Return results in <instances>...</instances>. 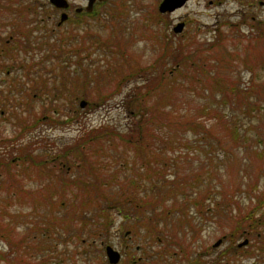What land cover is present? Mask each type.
<instances>
[{
    "label": "rangeland",
    "instance_id": "rangeland-1",
    "mask_svg": "<svg viewBox=\"0 0 264 264\" xmlns=\"http://www.w3.org/2000/svg\"><path fill=\"white\" fill-rule=\"evenodd\" d=\"M67 1L71 4L67 12L70 18L58 26L60 11L48 0H0V63L4 68L10 67L9 74L4 73L5 69L0 72V100L3 93L19 102H9L11 108L0 102V137L8 142L7 146L0 145V159L16 155L10 152L12 145L27 146L32 154L43 157L40 167L24 166L32 172L31 179L25 176L22 164H11L12 170H19L15 176L19 182L15 188L20 189L17 195L9 192L7 176H0V264H105V244L122 254L119 264H130L129 257L138 256L142 259L135 264H190L196 260L200 261L198 264H207L220 258H228V264H264V251L252 255L245 252L244 256L227 251L233 215L247 212L244 208L254 202L255 193L250 185L257 182L259 191L264 189V5L247 0L252 4L244 6L243 13L235 1L218 6L210 0H188L168 13L159 11L161 0H109L94 6V16H86L82 10L86 0ZM181 17L188 22L181 32H174ZM15 30H29L30 44L35 49L29 53L20 49L19 42L12 39ZM94 39L103 45L92 43ZM10 42L18 46L7 47ZM85 44L87 51L83 50ZM11 50L15 51L14 59L10 58ZM46 55L51 57L47 60ZM38 59L43 63L34 66L32 61ZM174 59L186 62L180 64L179 71ZM199 64L207 73L205 78L199 76L194 80L191 75ZM164 70L177 80L171 106L173 116L204 123L210 133L205 136L201 131H188L183 136L186 145L175 144L174 151L166 146V156L171 160L163 178L166 182L172 180L175 172L179 180L185 177L190 181L199 174L194 182H202L194 189L196 193L210 190L218 200L221 192L237 199L242 211H233L230 218L222 215L220 219L218 215L212 218L210 213H197L191 208L189 213L184 212L188 222L183 225L176 215L181 212L178 210L183 201L168 200L164 205L172 209L168 215L165 212L169 211L148 215L152 211H139L132 204L128 209L130 204L107 203L102 199L104 210L97 206H90V211L64 208L63 200H75L72 203L76 204L82 194L75 193L79 197H74L72 189L76 187L59 181L61 172L58 171L59 178L55 177L59 162H52V158L72 146L82 133L100 125L125 134L135 119V87L143 93V87L155 84L154 78ZM130 72L133 73L129 78ZM62 74L70 77L64 83L70 90L55 91L53 85L60 86ZM38 75L46 79L44 84L48 87L42 94L33 92L30 79L36 77L38 82ZM221 76L227 79L223 81L226 88L229 84L238 88L236 94L228 91L226 103L221 101L220 88L224 86L215 80L221 82ZM145 77L147 80L143 81ZM210 77H215L213 83ZM84 86L87 92L80 93ZM75 92L84 97L74 98ZM81 100L86 103L83 107L79 105ZM207 102H213L221 121L197 110ZM212 112L210 109L209 113ZM12 113L28 121L38 118L33 131L16 141L13 139L19 128L14 125ZM71 116L74 119L69 121ZM228 122L238 126V141L232 140L231 132L225 128ZM108 143L103 144V154L119 153ZM68 153L72 165L60 163L65 179L89 175L87 168L77 169L75 152ZM47 167H53V172ZM121 167L118 181H112V189L105 188L97 195L99 198L116 191L122 195V179L136 172L143 176V170L138 171L129 162ZM139 180L147 199L153 198L150 180ZM37 200L43 204L34 208ZM62 217H66L68 230L58 224ZM69 217L75 222L71 223ZM154 220L157 223H150ZM126 231L128 235H124ZM218 239L221 242L214 245ZM244 239L247 238L240 236L234 244ZM248 244H243L242 249L249 250Z\"/></svg>",
    "mask_w": 264,
    "mask_h": 264
},
{
    "label": "trees",
    "instance_id": "trees-1",
    "mask_svg": "<svg viewBox=\"0 0 264 264\" xmlns=\"http://www.w3.org/2000/svg\"><path fill=\"white\" fill-rule=\"evenodd\" d=\"M94 15L95 14L91 16ZM30 33L31 32L29 30L25 32H18V30L13 31L12 39H16L19 42V46L16 44H11L10 42L11 45L6 43L7 47L12 48L14 45H16L25 53H29L30 51L34 50L35 48L32 46L33 44H30ZM17 35H19V37ZM92 43H98V45L101 46L103 45L101 42H99L98 39L92 40ZM42 46L43 43L39 44L36 48L40 49ZM87 49L88 45L85 44L83 46V50L87 51ZM14 52V50H11L10 58L12 59L15 58V56L12 55L14 54ZM2 54L3 53L0 52V57H2ZM50 57V55H46L47 60ZM184 58L186 59L185 56L183 57V60H185ZM183 60H173L175 65H179L177 71L181 69L180 64L184 62ZM13 61L14 60H12V62ZM40 62L42 64L43 60L38 59L36 61H32L34 66H39ZM201 65L202 64L197 65V68L194 69V73L191 75L192 79L198 80L199 76L205 78L207 72L202 71ZM200 70L202 71L201 75L197 74V71ZM132 73L133 72H130L127 77H129ZM83 74L85 76L84 79L87 81V79L89 78L86 69L84 70ZM39 77L40 75H38L37 79ZM97 77H100V75ZM141 77L142 76H140V78ZM62 78L63 79L60 86H58L57 88V86H55L54 84L53 90H70L67 88V85L64 84L68 80H70V77L68 75L64 76V74H62ZM210 78L212 79L213 83V79H215V77ZM30 79L33 83V92L42 94V90L48 88L44 84L46 83V79L44 80L43 78H39L40 80L38 82L36 80V77L34 78L31 76ZM154 79L155 84L150 87L144 86L143 93H139L138 91H140V88L135 87V90L137 91L136 97L138 99V104L133 106L135 109V119L133 121V124L125 134L112 127L100 125L97 128H91L90 130L82 133L84 135H81L78 139H76L72 146H67L66 148H64V150H62V152H59L57 155H55V158H52V162H59V165H57V167L59 168L55 174V177L59 178L58 171L61 172L62 177L59 179V181L67 183L68 187H76L74 190L72 189L74 197H79L75 193L82 194L80 196V200L77 199L76 204L72 203L75 200L68 201V203L63 200L64 208L71 206L73 207L72 209L77 211H84V209L90 211L89 209H91L93 206H97L98 208L104 210L102 200H105L107 203L116 204L117 202H119V204L124 205L130 204V207H128V209L132 207V204L134 208H140L139 211H152V213H148V215H157L155 211H169L167 213L165 212V214L168 215L172 213L170 212L172 211L171 208L166 209V207H164L168 200H173L174 202L183 201V205H180L178 210L181 212L176 213V215H179V218H181V222L184 223L183 225H186V222H188V220L185 219V217H187V214L184 212L186 211L187 213H189L191 208H193V211H196L197 213H200V211H202V213L204 214L210 213L212 218L218 215L220 219L223 218L222 215L230 218V215L233 211H242L237 199L233 197H226L225 195H222L221 192L219 193L220 197L218 198V200L215 199V196L210 192V190L203 193H196L194 189L197 188L198 185H200L202 182L201 181L200 183L196 184L194 182L195 179L199 177V174L193 177L190 181H188V179L185 177L179 180L177 173L174 174L175 172H173L172 180H168L166 182V179L163 178L166 175L165 169L168 166V161L171 160L170 157L166 156V146H169V149L174 151L175 144L186 145L187 141L183 139V136L188 131H191L194 134L201 131L202 133H205V136L209 135L210 132L204 123L190 118L186 119L182 115L173 116V110L171 109V106L173 104L175 93L174 90L176 87L175 84L177 81L174 76L169 77V75L166 74V71L164 70L161 71L157 78ZM219 79L221 80V82L215 79L216 82L221 83V85L223 84L222 87L224 86L223 89L220 88L221 101L223 103H226L225 98H227L229 92L236 94L238 92V88L235 84H229L226 88V84L224 82L227 81V79L222 76ZM142 80L145 81L147 80V78L145 77ZM36 83H38V86ZM78 83L79 82L77 79L75 81L76 87L79 86ZM122 83L123 81H121L120 84ZM87 86L80 87V93H86ZM80 93H72V96H74V98L76 97V99L83 98V95L79 96ZM0 102H3V105L10 108L11 105H9V102H17L19 104V102L16 101L14 97L9 95L1 97ZM85 105L86 103L84 104V106ZM167 106L169 107L167 108ZM210 109L213 110L212 113H209ZM197 110L203 115L207 116L209 114L215 116L218 121H221L222 117L218 114L219 112L216 113L213 102L204 103L203 105L199 106ZM12 116L15 118L14 125L18 126L17 128H19L18 132L16 133V137L13 139L14 141L18 140V138L20 139V137H22L23 135L31 133L38 124L36 123V120L38 118H34L31 121H28L25 117L18 116L16 113H12ZM72 119H74V116H71V119L69 121H71ZM225 128L231 132L232 140H239L240 133L238 130V126L234 122H228ZM106 142H109L108 146L114 147L113 150H115L116 152L120 150L119 153L111 155H109L108 153L103 154L106 152V149H103V144H105ZM2 144L4 146H7L8 142L4 141V138L1 139L0 137V145L2 146ZM10 152H16V155H13L10 158L4 157L3 159H0V176H7V186L9 192L13 195H17L19 194L20 189L15 188V185L19 183L18 181H16L18 177L15 176L16 173L19 172V170L17 168L15 170H12L14 168L11 167V164L13 167H18L19 163L22 164L23 170L26 174L25 176L28 177V179H31L32 172L27 171L24 166L28 168H33L31 166L40 167L43 157L42 154H32L28 150V147L23 145H19L18 147L12 145L10 148ZM68 152H75L74 158L77 160V164L79 163V165L76 166L77 169H79V166L81 167L80 169H83V171L85 170V168H87L89 175L84 174L83 177L80 175L81 177L78 178L65 179L63 169H60L62 168L60 166V163H68L69 165H72L73 161L70 160ZM93 154L95 155V157H93ZM162 154H164L165 156ZM130 160L132 161L130 162ZM128 162L130 163V165H136L138 171L143 170V176H141L139 172H136L134 175L122 179V181L120 182L124 186L121 189L122 195L121 193L118 194L116 191L114 194L108 195V197L104 196L102 198H99L97 195L102 194L105 188L109 191L112 189V185L115 183L111 182L114 180L118 181V178L116 176L120 174V169L122 168L121 166H126ZM28 163L30 164V166L28 165ZM47 168L49 171L53 170V167ZM111 168H114L112 172ZM139 178L145 179L147 181L150 180V185L154 188L153 198L147 199V197L145 196V191H142V182L139 180ZM191 182H193L194 184H190ZM250 186H252L251 191L255 193L253 196L254 202L251 201L253 203L244 208L243 211L247 212L243 214L237 212L236 214H234V219L231 222L233 227L228 236L230 242L227 247V251L228 253L233 255L237 253L238 256H244L245 252L248 253V255H252L253 252L264 251V189L259 191L257 182L253 183ZM26 193L27 195H30V192ZM193 193H195L194 197L192 196ZM199 194L200 196H198ZM34 202V208L38 206L40 207V205L43 204L41 200H37ZM147 218L150 219L152 217L148 216ZM65 219L66 217L61 219L58 224L60 227L68 230L69 225L66 223L67 221ZM68 219L71 223L75 222V219L72 217H69ZM157 221L158 220H154L150 223H157ZM183 233L185 232L183 231ZM94 235H96L95 232ZM240 236L246 237L247 241H249L247 242V244L249 243L248 245L250 246V248H248L249 250L242 249L243 245L239 246L238 243L236 245L234 244ZM249 238L252 239V242ZM213 261V263L207 264L229 263L228 258H226L225 260L222 258L214 259ZM105 264L109 263L106 261Z\"/></svg>",
    "mask_w": 264,
    "mask_h": 264
},
{
    "label": "water",
    "instance_id": "water-1",
    "mask_svg": "<svg viewBox=\"0 0 264 264\" xmlns=\"http://www.w3.org/2000/svg\"><path fill=\"white\" fill-rule=\"evenodd\" d=\"M95 1H103V0H88V5L86 7V10L89 11L91 10V7L93 5V3ZM185 0H180V1H177V0H162V2L160 3L159 5V11L160 12H165V11H171L173 10L174 8L176 7H179L183 4ZM49 2L51 4H53L55 7H58V8H66L68 6V1L67 0H49ZM79 10V9H78ZM66 17V13L63 12L61 14V17H60V21H63ZM183 27V23H178L175 27H174V31L175 32H179L181 31ZM85 104V101H81L80 102V106L83 107ZM221 242V239H218L214 245H218L219 243ZM247 243V239H244V241L238 243L239 246H242L243 244H246ZM105 255H106V258L108 260V262L110 264H116L119 262L120 258H121V254L118 250H116L113 246L111 245H106L105 248Z\"/></svg>",
    "mask_w": 264,
    "mask_h": 264
},
{
    "label": "flooded vegetation",
    "instance_id": "flooded-vegetation-1",
    "mask_svg": "<svg viewBox=\"0 0 264 264\" xmlns=\"http://www.w3.org/2000/svg\"><path fill=\"white\" fill-rule=\"evenodd\" d=\"M109 0H103V1H95L94 3H93V5H92V7H91V10H89V11H87L86 10V7H87V5H88V0H86V6H84L83 8H82V10L84 9V11H85V14H86V16H88V15H90L92 12H94V6L96 5V4H99V3H101V4H105V3H107ZM177 1H180V0H177ZM188 0H185L184 2H183V4L181 5V6H179V7H176V8H174L173 10H171V11H168V13H172L174 10H176L177 8H180V7H182V6H184L185 4H186V2H187ZM229 1H235L237 4H238V6H239V11L240 12H245L244 10H242V8L244 7V6H249V5H251L252 4V1H247V0H210V3H213V4H216V5H218V6H222L223 4H226L227 2H229ZM162 2V0L158 3L159 5H160V3ZM258 3L259 5H261V6H263L264 5V0H255V3ZM158 5V6H159ZM54 7V6H53ZM70 8H71V4L68 2V6L66 7V8H56V7H54V9H57V10H59L60 11V17H61V14L63 13V12H65L66 13V17H65V19L63 20V22H61V23H59V21L57 22V25L59 26V25H61V24H63L64 22H66L67 20H69V15H68V10H70ZM78 9H79V7H78ZM78 9H76L75 8V11L77 12L78 11ZM81 9V8H80ZM81 10V11H82ZM242 10V11H241ZM161 14H163V13H161ZM252 18H254L253 16H252ZM60 20V19H59ZM187 22H188V19H186L185 17H181V19L178 21V23H183L184 25H186L187 24ZM176 26V25H175ZM174 26V27H175ZM174 27H173V29H174ZM182 29H183V27H182ZM174 31V30H173ZM175 32V31H174ZM5 69V74H9L10 73V67L9 66H6V68H4L3 67V65H1V67H0V72L1 71H3ZM4 78H6V77H4ZM3 96H5L3 93H2V96L1 97H3ZM129 234V231H126V233L124 234V235H128ZM107 244H105V246H106ZM127 246V245H126ZM137 248H138V246H137ZM139 249V248H138ZM121 258H122V254H121ZM142 259V256H138V258H136V259H133V257H129V259H128V263H130V264H135L138 260H141ZM120 261H121V259H120ZM200 261H193V262H191L190 264H198ZM116 264H119V262L118 263H116Z\"/></svg>",
    "mask_w": 264,
    "mask_h": 264
}]
</instances>
